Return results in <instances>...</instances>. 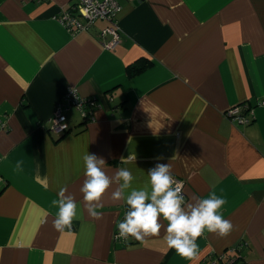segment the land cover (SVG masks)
Returning a JSON list of instances; mask_svg holds the SVG:
<instances>
[{
  "label": "crops",
  "instance_id": "obj_1",
  "mask_svg": "<svg viewBox=\"0 0 264 264\" xmlns=\"http://www.w3.org/2000/svg\"><path fill=\"white\" fill-rule=\"evenodd\" d=\"M72 1L0 0V264H211L236 245L240 263L264 264V0H119L114 49L102 43L106 20L67 29ZM133 65L147 67L131 76ZM69 87L96 100L94 120L72 108L70 131L51 133ZM242 102L248 124L225 115ZM86 151L112 178L100 218L81 192ZM157 163L185 180L186 210L213 193L226 200L232 230H205L192 259L168 248L164 227L143 242L115 239L130 191L112 199L115 172L148 189ZM62 188L78 218L61 232Z\"/></svg>",
  "mask_w": 264,
  "mask_h": 264
},
{
  "label": "clouds",
  "instance_id": "obj_2",
  "mask_svg": "<svg viewBox=\"0 0 264 264\" xmlns=\"http://www.w3.org/2000/svg\"><path fill=\"white\" fill-rule=\"evenodd\" d=\"M85 180L81 187L84 201L88 203L87 212L91 217L100 218L97 206L102 197L112 186L105 170V159L86 151L82 155ZM148 189L133 188L134 176L127 168L115 172V179L121 181L119 189L112 192V199L119 201L122 190H129L124 197L128 211L124 219L118 223L117 239L127 241L130 237L143 242L148 236H155L164 227L166 243L169 249L192 259L198 250L197 239L207 230L226 236L232 230L230 220L224 219L220 210L226 200L214 193L208 197H198V203L188 205L185 209V196L179 186H173L174 176L169 164L157 163L147 172ZM62 188L59 199L53 204L58 212L53 222L57 231L71 227L72 221L78 218V204ZM166 221V227L162 223Z\"/></svg>",
  "mask_w": 264,
  "mask_h": 264
},
{
  "label": "built area",
  "instance_id": "obj_3",
  "mask_svg": "<svg viewBox=\"0 0 264 264\" xmlns=\"http://www.w3.org/2000/svg\"><path fill=\"white\" fill-rule=\"evenodd\" d=\"M121 9L119 0H73L71 6L63 10L61 21L69 31L76 33L88 29L98 19L106 20L109 24L101 31L102 43L106 49H114L121 36L117 22ZM97 107L98 104L94 98L82 96L77 87H69L50 118L48 130L57 134L69 132L66 111L72 108L79 111L83 122L93 121ZM225 115L239 124H248L253 119V110L246 102H242L230 107ZM173 176V186H179L182 189L186 200L185 180L178 175L173 174ZM117 235L118 229L115 232V239ZM239 251L240 246L236 245L223 253H213L211 264H244L239 261L237 254Z\"/></svg>",
  "mask_w": 264,
  "mask_h": 264
},
{
  "label": "trees",
  "instance_id": "obj_4",
  "mask_svg": "<svg viewBox=\"0 0 264 264\" xmlns=\"http://www.w3.org/2000/svg\"><path fill=\"white\" fill-rule=\"evenodd\" d=\"M147 67V65H142V66H138V65H133L129 68V74L132 76L136 73L141 72L142 70H144Z\"/></svg>",
  "mask_w": 264,
  "mask_h": 264
}]
</instances>
